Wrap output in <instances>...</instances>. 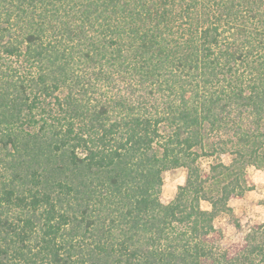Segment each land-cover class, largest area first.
I'll list each match as a JSON object with an SVG mask.
<instances>
[{"label":"trees","instance_id":"trees-1","mask_svg":"<svg viewBox=\"0 0 264 264\" xmlns=\"http://www.w3.org/2000/svg\"><path fill=\"white\" fill-rule=\"evenodd\" d=\"M248 166L264 0H0V264H264V221L217 247Z\"/></svg>","mask_w":264,"mask_h":264},{"label":"rangeland","instance_id":"rangeland-1","mask_svg":"<svg viewBox=\"0 0 264 264\" xmlns=\"http://www.w3.org/2000/svg\"><path fill=\"white\" fill-rule=\"evenodd\" d=\"M213 157H200L198 162L202 169L206 170ZM224 162L229 160V155L225 154L219 157ZM247 174L252 179L253 188L244 192L239 198H232L229 205L232 207V213H223L214 219V225L221 230L222 238L217 242L218 248H224L238 240L242 239L250 228L257 223L263 222L264 219H258L260 212L255 209L257 206H264V194L260 192L264 190V168L254 166L247 167ZM183 176L185 181L186 169L182 167L172 168L162 173L163 185L161 189L160 199L163 202H169L177 189L180 177ZM251 193H256L253 198ZM203 207H208L207 202H202Z\"/></svg>","mask_w":264,"mask_h":264},{"label":"clouds","instance_id":"clouds-1","mask_svg":"<svg viewBox=\"0 0 264 264\" xmlns=\"http://www.w3.org/2000/svg\"><path fill=\"white\" fill-rule=\"evenodd\" d=\"M178 183H183V176L180 177V179L178 180ZM260 193L264 194V190H262ZM250 195H252L253 198H256V193H251ZM255 210L261 213V216L257 218L264 219V206H257Z\"/></svg>","mask_w":264,"mask_h":264}]
</instances>
